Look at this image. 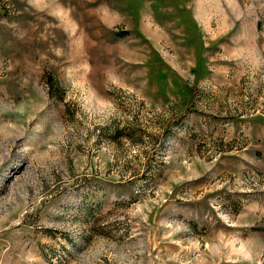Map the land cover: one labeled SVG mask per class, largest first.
<instances>
[{
  "label": "rangeland",
  "instance_id": "1",
  "mask_svg": "<svg viewBox=\"0 0 264 264\" xmlns=\"http://www.w3.org/2000/svg\"><path fill=\"white\" fill-rule=\"evenodd\" d=\"M0 264H264V0H0Z\"/></svg>",
  "mask_w": 264,
  "mask_h": 264
}]
</instances>
